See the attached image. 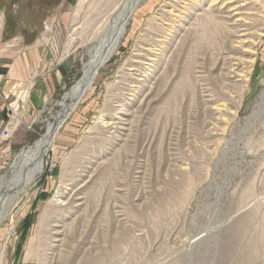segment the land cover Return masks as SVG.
I'll list each match as a JSON object with an SVG mask.
<instances>
[{"label": "rangeland", "instance_id": "374dc122", "mask_svg": "<svg viewBox=\"0 0 264 264\" xmlns=\"http://www.w3.org/2000/svg\"><path fill=\"white\" fill-rule=\"evenodd\" d=\"M122 1L20 0L41 62L0 176L62 112ZM0 222V264H264V0L136 2Z\"/></svg>", "mask_w": 264, "mask_h": 264}, {"label": "bare ground", "instance_id": "6f19581e", "mask_svg": "<svg viewBox=\"0 0 264 264\" xmlns=\"http://www.w3.org/2000/svg\"><path fill=\"white\" fill-rule=\"evenodd\" d=\"M138 1L139 0H123L118 9L115 12L113 11L114 13H112V15L109 14L112 17V20L105 25V32L103 31L104 33L102 34L101 39H99L98 44L93 47L91 46L90 50L88 48L89 59L87 62L83 63L81 77L63 94V101L61 102L63 105L62 112L55 117L52 123L47 125L46 132L39 139L35 140L31 147L23 149L15 155V159H13V162L8 166L6 173L0 176V221L6 214L7 210L12 207L16 194L30 185L36 174L41 171L43 156L52 145V141L56 136L58 129L63 121L77 107L78 102L84 93L91 87L98 68L112 56L118 41L124 33L125 27L128 23V17L132 14L135 8V3ZM237 8L238 7H234L236 10ZM75 46L76 45L72 41L67 42L66 51H68V49L71 50V48H74ZM67 98L70 99L69 103H66L67 101L65 102ZM42 222V218H40L38 227L42 225ZM201 235L203 234H197L193 239H198L197 237Z\"/></svg>", "mask_w": 264, "mask_h": 264}, {"label": "crops", "instance_id": "0c3cea01", "mask_svg": "<svg viewBox=\"0 0 264 264\" xmlns=\"http://www.w3.org/2000/svg\"><path fill=\"white\" fill-rule=\"evenodd\" d=\"M40 54L38 43L20 34V0H0V131L7 121L6 103L20 93L26 81L32 84Z\"/></svg>", "mask_w": 264, "mask_h": 264}, {"label": "built area", "instance_id": "2783aa9c", "mask_svg": "<svg viewBox=\"0 0 264 264\" xmlns=\"http://www.w3.org/2000/svg\"><path fill=\"white\" fill-rule=\"evenodd\" d=\"M29 92H30V85L27 87L26 84L24 86H20V93L17 94L8 103H6V108L8 110L7 117L9 118L7 119V121L3 125V128L0 131L1 139H7L11 136V129L14 126V123L17 122V120H20L19 118L20 102L23 101L22 99L25 96V93L29 94ZM4 98L8 99V95H4Z\"/></svg>", "mask_w": 264, "mask_h": 264}]
</instances>
